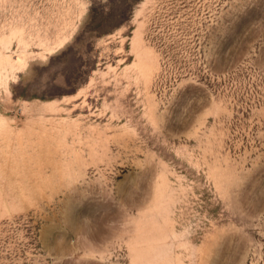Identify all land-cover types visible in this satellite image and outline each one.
Instances as JSON below:
<instances>
[{
	"label": "rangeland",
	"instance_id": "rangeland-1",
	"mask_svg": "<svg viewBox=\"0 0 264 264\" xmlns=\"http://www.w3.org/2000/svg\"><path fill=\"white\" fill-rule=\"evenodd\" d=\"M0 264H264V0H0Z\"/></svg>",
	"mask_w": 264,
	"mask_h": 264
}]
</instances>
